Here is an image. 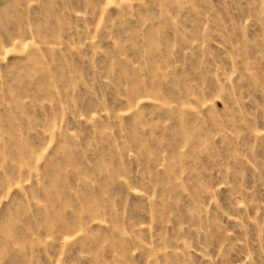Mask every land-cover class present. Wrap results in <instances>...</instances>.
I'll list each match as a JSON object with an SVG mask.
<instances>
[{"label":"rangeland","instance_id":"rangeland-1","mask_svg":"<svg viewBox=\"0 0 264 264\" xmlns=\"http://www.w3.org/2000/svg\"><path fill=\"white\" fill-rule=\"evenodd\" d=\"M0 264H264V0H0Z\"/></svg>","mask_w":264,"mask_h":264}]
</instances>
